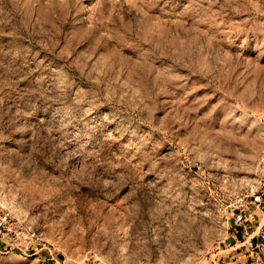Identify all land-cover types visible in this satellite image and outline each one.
<instances>
[{
    "label": "rangeland",
    "instance_id": "obj_1",
    "mask_svg": "<svg viewBox=\"0 0 264 264\" xmlns=\"http://www.w3.org/2000/svg\"><path fill=\"white\" fill-rule=\"evenodd\" d=\"M7 211L0 264H264V0H0Z\"/></svg>",
    "mask_w": 264,
    "mask_h": 264
},
{
    "label": "built area",
    "instance_id": "obj_2",
    "mask_svg": "<svg viewBox=\"0 0 264 264\" xmlns=\"http://www.w3.org/2000/svg\"><path fill=\"white\" fill-rule=\"evenodd\" d=\"M262 203V198H260L258 205L260 206ZM0 245L3 248L14 249V223L11 221L9 211L0 214Z\"/></svg>",
    "mask_w": 264,
    "mask_h": 264
},
{
    "label": "crops",
    "instance_id": "obj_3",
    "mask_svg": "<svg viewBox=\"0 0 264 264\" xmlns=\"http://www.w3.org/2000/svg\"><path fill=\"white\" fill-rule=\"evenodd\" d=\"M252 237H255V236H252ZM252 247V246H251ZM253 248V247H252Z\"/></svg>",
    "mask_w": 264,
    "mask_h": 264
}]
</instances>
